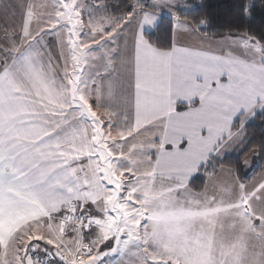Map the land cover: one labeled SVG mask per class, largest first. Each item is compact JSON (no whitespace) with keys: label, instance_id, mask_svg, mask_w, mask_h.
Instances as JSON below:
<instances>
[{"label":"snow or ice","instance_id":"obj_1","mask_svg":"<svg viewBox=\"0 0 264 264\" xmlns=\"http://www.w3.org/2000/svg\"><path fill=\"white\" fill-rule=\"evenodd\" d=\"M173 7L134 0L114 16L83 0L25 6L19 44L0 48V264H53L47 249L33 259L40 241L63 264H264V182L220 198L188 190L239 135L234 118L264 111V40L226 37L243 59L156 47L144 26ZM116 57L129 69L126 87L111 79ZM98 59L105 73H87ZM113 100L119 124L99 111Z\"/></svg>","mask_w":264,"mask_h":264},{"label":"trees","instance_id":"obj_2","mask_svg":"<svg viewBox=\"0 0 264 264\" xmlns=\"http://www.w3.org/2000/svg\"><path fill=\"white\" fill-rule=\"evenodd\" d=\"M107 11L120 15L133 0H103ZM189 8L178 6V17L190 22L208 37L246 35L264 40V0H187ZM247 9V11H245ZM174 17L163 13L153 29L145 31L146 38L156 47L170 48L173 42ZM239 122V120L237 121ZM243 139L227 154L203 164L191 180L202 190L207 177L221 166L233 169L241 181H248L264 168V111L255 114L244 126ZM51 260V259H50ZM52 261V260H51Z\"/></svg>","mask_w":264,"mask_h":264},{"label":"rangeland","instance_id":"obj_3","mask_svg":"<svg viewBox=\"0 0 264 264\" xmlns=\"http://www.w3.org/2000/svg\"><path fill=\"white\" fill-rule=\"evenodd\" d=\"M42 2H44V0H0V48L9 47L13 43V41L19 44L20 42L19 33L21 29L25 6L29 3L39 4ZM48 2L50 3V0H48ZM83 2L88 5L101 4V3L105 4L103 0H83ZM172 2H173L174 7L171 9V13H172L171 15L174 17V30H175L172 44L176 43L177 46L189 47L197 51H211L215 54H222V51L226 50V51L233 52L234 55L239 56L242 59L245 58L246 52L243 49V47L233 45L232 47L229 48L227 47V41L225 38L231 36V37L240 38L242 40L244 37H246V35H238V36L227 35L224 37L214 38V37H208L203 34H200L196 30V27L194 25L178 17L175 12V8H177L178 6L189 8L190 6L188 5L187 0H172ZM133 3H134V0H133ZM107 12L111 14V12L109 11ZM164 13L169 14L168 12H164ZM85 19H87L86 15H85ZM159 19L156 21V24L159 21ZM135 24L136 22L133 23V28L125 30V33L122 34L121 39L118 41L120 48H121V56L126 55L130 51V46L129 48H125L124 46L125 37L129 41L131 40L132 31L135 28ZM153 27L155 26L145 25L144 33L145 31L153 29ZM33 28H35V24H33ZM45 39L53 43V48H52V55L54 57L53 70L57 73L58 76H60L62 75V61H58V51L54 46V40L51 36H46ZM65 54H67V50H65ZM93 55L99 57L101 55V52L99 51L94 52ZM120 58L121 57L115 58V68L113 69V76L111 77V79L119 81L122 86L126 87L129 83V76L127 75V73L129 72V69L121 66ZM91 63L93 64V67L87 69V73L94 74L95 70H98L102 74L105 73V67H104L105 61L98 59ZM105 78L107 79L108 77L105 76ZM102 103H104L103 108L107 107L110 111H113L116 113V115L112 117L113 121L116 122L117 124L121 123L122 117L119 114L120 113L119 104L115 100L110 101V102L103 101ZM185 107L186 106L184 105H178V110L183 111L185 110ZM101 108L99 109V111L103 112L105 109L101 110ZM259 112H263V111H261L259 107H256L253 110V112L250 114L238 115L237 117H235L233 120L232 131L234 133L238 132L239 135L235 139H233L231 142L224 144L221 147L220 151L218 153L214 152L209 159L212 160V158H219L223 156L224 154L229 153L243 139L244 134H245L244 126L246 122ZM238 120L239 122H237ZM144 135L149 136L150 134L145 133ZM141 138L143 139V137ZM198 171L193 173L188 181L189 192L192 194H195V196L198 198L203 197L205 195L217 196L218 198H220L222 195H227V193L223 192L222 190L224 189L231 190L235 184L246 182V181H241L238 177H236L232 168L227 167V166H222L221 171L218 174L214 173L207 177L206 184L202 190H197L191 185V180ZM256 180L259 183L264 182V171L263 173L259 175L258 179ZM88 211L90 212L89 209ZM41 242L42 241L39 242L40 249L42 246ZM50 246L54 248V246L52 245ZM33 259H34V256H33ZM106 259H111L113 264H115V262L119 260L120 257L114 256V257L106 258Z\"/></svg>","mask_w":264,"mask_h":264},{"label":"crops","instance_id":"obj_4","mask_svg":"<svg viewBox=\"0 0 264 264\" xmlns=\"http://www.w3.org/2000/svg\"><path fill=\"white\" fill-rule=\"evenodd\" d=\"M174 31H175V30H173V36H174ZM104 109H105V108H103V107L101 108V110H104ZM221 168H222V166L219 168L218 172L215 173V174H218V173L221 171ZM263 171H264V168H263L262 170H260L259 172L255 173V174L252 176V178H251L250 180H248V181H246V182H242V183H245L249 188H251L253 185H258L259 182H257L256 179H258L259 175H260L261 173H263ZM236 177H237V176H236ZM251 183H252V184H251ZM260 206H261V205H258V207H260ZM88 207H89L88 209L90 210V212H91L92 214H98L97 209L95 208L94 205H89ZM66 238H67V237H66ZM92 238H93V235H91V234L86 235V237H85V242H88V241L91 240ZM41 244H42V246H41L40 251H39L38 253L33 254L34 259H37V258H40L41 256H43V255H44V251H45V249H47L48 252L52 253V255L49 256L48 258H50V259L52 260L53 264H63V262L60 261V259H59L58 257H55V255H54L56 249H54V248L51 247L50 245H47L45 241H42ZM103 250H104V251H107L106 248L103 249Z\"/></svg>","mask_w":264,"mask_h":264},{"label":"built area","instance_id":"obj_5","mask_svg":"<svg viewBox=\"0 0 264 264\" xmlns=\"http://www.w3.org/2000/svg\"><path fill=\"white\" fill-rule=\"evenodd\" d=\"M40 258H41V259H43V258H44V255H43V256H41ZM48 259L50 260V258H48Z\"/></svg>","mask_w":264,"mask_h":264}]
</instances>
